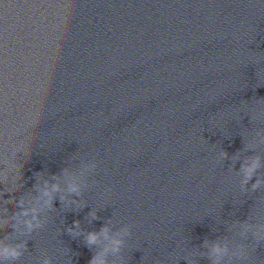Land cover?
<instances>
[{
    "label": "water",
    "instance_id": "water-1",
    "mask_svg": "<svg viewBox=\"0 0 264 264\" xmlns=\"http://www.w3.org/2000/svg\"><path fill=\"white\" fill-rule=\"evenodd\" d=\"M263 5L0 0V249L22 252L6 264H35L82 219L189 104ZM31 119L39 122L28 128Z\"/></svg>",
    "mask_w": 264,
    "mask_h": 264
},
{
    "label": "clouds",
    "instance_id": "clouds-1",
    "mask_svg": "<svg viewBox=\"0 0 264 264\" xmlns=\"http://www.w3.org/2000/svg\"><path fill=\"white\" fill-rule=\"evenodd\" d=\"M39 121L36 119H31L29 121L26 122V127L31 128L33 126H35ZM6 167V166H5ZM242 167L246 168V175H247V179H251L252 178V174L256 171V168L258 167V160L256 162H254L251 165H247L244 166L242 165ZM7 174H5V183L7 182ZM259 185V181H257L256 184L253 185L254 188L258 187ZM78 185L77 184H72L70 187V191L73 193H77L78 192ZM58 190V186L53 185V191ZM45 196H49L50 197V193L49 192H45L44 193ZM9 202H11V194H9ZM45 203L50 207L51 206V198L47 201H45ZM18 206L22 209V201L17 202ZM23 215H28L27 211H22ZM94 215V213H93ZM13 219H15V213L13 214ZM33 219H36L35 217H33ZM76 225H79V222L76 221L75 222ZM27 226L29 229H31L33 227V224L31 221L27 222ZM37 226H39L37 224ZM108 232L109 229L107 228V226L103 227L100 230V233L97 232H89L87 237H86V244L87 245H94L97 243L99 236L102 234H104L105 238L108 239ZM129 234V229L128 228H124L122 229L120 232L117 233L116 236L111 237L110 238V245H111V251L114 253H119L124 240L122 239V237L124 235H128ZM5 239H7L5 237ZM26 247V245H24ZM228 251L227 247H221L220 245H215L212 249V253L215 254L216 256H222L223 254H225ZM104 255L101 258V253H96L88 262V264H108V259H107V249L103 250ZM22 255V252L20 251L19 246H8L5 247L3 249H0V264H6L7 261H14V260H18L20 258V256ZM45 264H49V261H45ZM214 264H218V262H214Z\"/></svg>",
    "mask_w": 264,
    "mask_h": 264
}]
</instances>
